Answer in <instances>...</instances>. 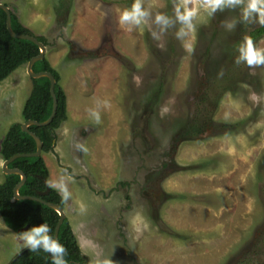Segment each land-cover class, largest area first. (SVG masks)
Returning <instances> with one entry per match:
<instances>
[{"label": "rangeland", "instance_id": "374dc122", "mask_svg": "<svg viewBox=\"0 0 264 264\" xmlns=\"http://www.w3.org/2000/svg\"><path fill=\"white\" fill-rule=\"evenodd\" d=\"M0 2L47 38L61 77L67 119L43 158L49 180L71 177L64 210L89 264H264V65L235 63L250 28L227 30L238 9L202 11L189 53L179 24L154 23L175 0H142L139 27L118 23L133 0ZM30 89L25 65L0 81L3 132L22 122ZM104 99L95 124L86 109ZM8 228L0 220V264L23 249Z\"/></svg>", "mask_w": 264, "mask_h": 264}, {"label": "trees", "instance_id": "16d2710c", "mask_svg": "<svg viewBox=\"0 0 264 264\" xmlns=\"http://www.w3.org/2000/svg\"><path fill=\"white\" fill-rule=\"evenodd\" d=\"M246 24L250 27L248 36H251L254 42L264 34V26L253 27L250 23ZM11 27L16 33L35 36L29 28L22 24L12 9ZM35 37L47 45L46 39L43 36ZM38 51V46L33 42L10 36L6 28V14L0 9V81L6 79L18 67L25 65ZM32 69L35 72H50L55 78L54 93L57 99V108L52 121L48 126H30V130L38 135L42 141V152L46 153L51 150V143L54 138L50 131L57 130L67 119L66 94L60 85L59 73L45 57L35 62ZM30 81L31 89L22 107V117L24 120L44 121L52 110L49 80L47 77H39L30 78ZM199 113L200 110L196 111V114ZM211 121L207 118L201 124L208 126ZM35 148V141L32 136L20 129V123H13L5 134L0 154L2 158L7 159L16 153L33 152ZM8 167H18L27 176L26 182L19 189L20 194L37 196L38 191L45 190L43 180L48 177V169L42 155L17 158ZM18 180V175H8L6 176L4 185L0 186V212L5 220V224L13 230H18L26 224H29L30 228L33 225L45 223L49 226L51 230L50 234L53 236L54 227L59 218L58 213L35 200L15 199L12 189ZM41 197L48 202L63 205L60 195L53 189H49V192ZM58 240L66 249L67 255L65 259L67 262L82 261L80 248L68 219H64L59 227ZM11 264H52V258L42 250L31 252L26 249L16 255L11 260Z\"/></svg>", "mask_w": 264, "mask_h": 264}, {"label": "clouds", "instance_id": "9594fccd", "mask_svg": "<svg viewBox=\"0 0 264 264\" xmlns=\"http://www.w3.org/2000/svg\"><path fill=\"white\" fill-rule=\"evenodd\" d=\"M225 9L239 10L240 20L227 23V30L231 31L237 23H259L264 26V0H175L174 16L169 17L163 13H157L154 17V23L158 25L161 31H165L176 24L180 27L175 36L183 43L184 48L191 53L192 44L186 38L194 28V21L200 16L201 12L208 16L215 15L218 11ZM151 12L143 6L142 0H133L129 8H125L118 14V23L128 26H141ZM156 38V33H152ZM237 55L235 63L237 65L245 64L247 67L264 65V48L258 47L251 36H244L237 45ZM110 107L107 99L97 100L95 106L86 109L88 117L95 123L100 124L101 108ZM227 115V114H226ZM78 149L87 151L84 145L77 144ZM71 177L61 174L57 177L47 180V187L55 190L63 202H68L72 198L68 184ZM51 230L45 223L33 225L25 231H21L17 240L23 248L31 252L42 250L48 253L52 258V264H68L65 259L67 252L65 247L50 234ZM97 264H112V260L98 259Z\"/></svg>", "mask_w": 264, "mask_h": 264}, {"label": "water", "instance_id": "95a60500", "mask_svg": "<svg viewBox=\"0 0 264 264\" xmlns=\"http://www.w3.org/2000/svg\"><path fill=\"white\" fill-rule=\"evenodd\" d=\"M0 9H2L6 14V28H7V31L11 37L28 40V41H31L38 46V49H39L38 53L35 56L31 57L26 63V72L31 78L47 77L49 80V92H50V95L52 98V110H51V113L46 120L39 122L36 120L29 119V120H26L21 125V129L23 131L27 132L34 139L35 146H36L35 150L33 152H29V153H17V154L12 155L9 159H6L3 161L2 167H3V170L5 171V173H7V174L14 173V174L20 175V181L15 185V187L13 189L14 195L17 199L35 200L37 202H40V203L46 205L47 207L52 208L53 210H55L58 213L59 218H58V221H57L55 228H54V238L58 239V230H59V227L65 218V213H64L63 208L59 204L48 202V201L42 199L41 197H39L40 195L46 193L48 191V188L44 192H38L39 196L19 195L18 189L20 188V186L24 182L26 175L21 170H19L17 168H8V166H7V164L9 162H11L12 160H14L15 158L31 157V156L37 157L41 154L42 141L39 138V136L36 135L34 132L30 131L28 127L30 125L45 126V125H48L52 121V119L55 115V112H56V108H57V99H56V96L54 93L55 78L50 72H47V71L35 72L32 69V66L35 62L44 58L45 53H46L45 44H43V42L39 41L33 35L23 34V33L19 34V33H16L15 31H13V29L11 27V9L7 5H5L4 3H1V2H0ZM82 131L83 130H81L80 135L83 134Z\"/></svg>", "mask_w": 264, "mask_h": 264}, {"label": "flooded vegetation", "instance_id": "af4514ba", "mask_svg": "<svg viewBox=\"0 0 264 264\" xmlns=\"http://www.w3.org/2000/svg\"><path fill=\"white\" fill-rule=\"evenodd\" d=\"M5 5H7L6 3H4ZM13 10V9H12ZM17 15V14H16ZM18 19H19V17H18ZM20 20V19H19ZM22 24H24V23H22ZM25 25V24H24ZM26 26V25H25ZM27 27V26H26ZM28 28V27H27ZM35 37V36H34ZM45 38V37H44ZM46 39V43H47V45H45L46 46V48H47V46H48V41H47V38H45ZM40 41V40H39ZM44 44V43H43ZM46 52H47V49H46ZM45 58H47L46 57V53H45V56H44ZM49 61V60H48ZM19 68V67H18ZM17 68V69H18ZM16 70V69H15ZM14 70V71H15ZM25 71H26V64H25ZM27 73V72H26ZM30 77V76H29ZM31 78V77H30ZM3 81V80H2ZM0 94H1V91H0ZM1 104H2V108L0 107V150H1V146H2V142H3V140L5 139V134H6V132H7V130H8V128L10 127V125H12L13 123H20V129H21V125H22V123H24L26 120H24L23 119V117H22V114H21V117H22V122H13V123H11L9 126H8V128L6 129V130H4V132L1 130L2 128H5V115H3V110L5 109V101H2L1 102ZM29 120V119H28ZM33 120V119H32ZM37 121V120H36ZM39 122H41V121H39ZM50 124V123H49ZM48 124V125H49ZM48 125H45V126H48ZM30 126H33V125H30ZM30 126L28 127L29 128V130H30ZM37 126V125H36ZM22 130V129H21ZM23 131V130H22ZM31 131V130H30ZM56 131V130H55ZM55 131H50L51 132V134H53V136H54V138H53V140H52V143H51V150L50 151H48V152H46V153H44V152H42V149H41V154L40 155H42V157H44V155L45 154H50V155H52L53 154V151H55V149H54V146L56 145L55 143H56V133H55ZM23 132H25V131H23ZM33 132V131H32ZM27 133V132H26ZM28 134V133H27ZM52 153V154H51ZM17 154V153H16ZM54 154L56 155V151L54 152ZM14 155V154H13ZM39 155V156H40ZM11 157V156H10ZM9 157V158H10ZM0 158L2 159V162L0 163V174H2V179H0V186L1 185H4V183H5V181H6V176H8V175H18L19 176V180L16 182V184L20 181V175L19 174H14V173H10V174H7V173H5V171L3 170V167H2V163H3V161L4 160H6V159H4V158H2V156H1V154H0ZM9 158H7V159H9ZM18 158H20V157H18ZM15 159H17V158H15ZM14 159V160H15ZM44 159V162H45V158H43ZM14 160H12V161H14ZM11 161V162H12ZM11 162H9L8 164H7V166H9V164L11 163ZM46 163L47 162H45V165H46ZM46 167H47V165H46ZM8 168H17V169H19V170H21L20 168H18V167H8ZM47 169H48V167H47ZM24 174H25V172L23 171V170H21ZM26 175V174H25ZM26 180H27V176H26V178H25V180H24V182L22 183V185L26 182ZM47 180H49V169H48V177L46 178V179H44L43 180V182H44V185H45V190L44 191H46L47 190V184H46V181ZM15 184V185H16ZM15 185L13 186V189H14V187H15ZM22 185L20 186V188L22 187ZM19 188V189H20ZM13 189H12V194H13V197L15 198V199H17L16 197H15V195H14V192H13ZM19 189H18V194L19 195H23V194H20L19 193ZM49 189L50 188H48V191L46 192V193H48L49 192ZM44 191H41V192H44ZM39 192V191H38ZM46 193H44V194H42V195H45ZM42 195H38V193H37V196H39V197H41ZM42 198V197H41ZM17 200H22V199H17ZM24 200H29V199H24ZM61 206V205H60ZM62 208H63V210H64V202H63V205L61 206ZM64 213H65V218L64 219H68L67 217H66V212H65V210H64ZM0 220H1V223L4 225V227H5V220H4V218H3V216H2V214H1V212H0ZM69 221V220H68ZM70 223V222H69ZM7 226V225H6ZM10 228V227H9ZM8 228V229H9ZM29 228V224H26L25 226H23V227H21L20 229H18V230H13V229H11L13 232H16V233H20L21 231H25V230H27ZM55 228V227H54ZM53 237H54V231H53ZM79 248H80V246H79ZM26 250V248H23V249H21V251H19L16 255H18L20 252H23V251H25ZM16 255H14L12 258H11V260L16 256ZM49 255V254H48ZM80 255H81V257L83 258L82 259V261H80V262H76V261H72V262H68V264H89V259L88 258H86V256L81 252V249H80ZM50 256V255H49ZM11 260L8 262V264H11Z\"/></svg>", "mask_w": 264, "mask_h": 264}, {"label": "crops", "instance_id": "0c3cea01", "mask_svg": "<svg viewBox=\"0 0 264 264\" xmlns=\"http://www.w3.org/2000/svg\"><path fill=\"white\" fill-rule=\"evenodd\" d=\"M49 45V44H48ZM47 49V51H49V49L48 48H46ZM49 63H50V61H49ZM53 67V66H52ZM54 68V67H53ZM55 69V68H54ZM60 79H61V77H60Z\"/></svg>", "mask_w": 264, "mask_h": 264}]
</instances>
